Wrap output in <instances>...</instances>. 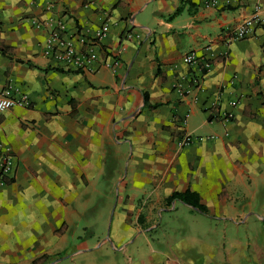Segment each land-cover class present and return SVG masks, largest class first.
Returning <instances> with one entry per match:
<instances>
[{
	"label": "crops",
	"instance_id": "obj_1",
	"mask_svg": "<svg viewBox=\"0 0 264 264\" xmlns=\"http://www.w3.org/2000/svg\"><path fill=\"white\" fill-rule=\"evenodd\" d=\"M58 20L98 54L88 70L43 54ZM0 45V87L30 103L0 115V264H264V0H0ZM189 51L211 68L181 95ZM187 190L204 210L167 201ZM96 201L108 227L91 243L96 219L78 221Z\"/></svg>",
	"mask_w": 264,
	"mask_h": 264
},
{
	"label": "built area",
	"instance_id": "obj_2",
	"mask_svg": "<svg viewBox=\"0 0 264 264\" xmlns=\"http://www.w3.org/2000/svg\"><path fill=\"white\" fill-rule=\"evenodd\" d=\"M257 16L245 19L238 25L230 34L229 40L243 39L249 35L253 25L258 22ZM33 24L41 27L42 23L33 20ZM64 23L61 20L56 21L55 25L50 29L44 41L43 54L59 63L66 70L83 71L88 70L91 63L98 59V54L89 50L86 53H81L75 47V42L72 38H67L63 35ZM108 24H103L96 33V39L101 41L105 38L108 32ZM132 36L131 34L128 37ZM138 36V35H137ZM79 41H84L80 38ZM226 54V52H224ZM184 65L188 67L185 74L177 77L173 82V89L179 94L184 95L190 93L193 89L200 86V80L204 73L211 68V62L207 58L199 57L195 52L189 51L182 57ZM106 67H111L112 64H117V60L104 62ZM29 99L27 95L19 88L10 84L0 87V115L14 107H28ZM235 106L236 102H231ZM231 112H223L222 118L225 120L231 119ZM195 138L191 134L184 133L178 137L176 144L178 147H184L191 144ZM14 168V156L9 147L0 148V186L4 185L5 179L12 175Z\"/></svg>",
	"mask_w": 264,
	"mask_h": 264
},
{
	"label": "rangeland",
	"instance_id": "obj_3",
	"mask_svg": "<svg viewBox=\"0 0 264 264\" xmlns=\"http://www.w3.org/2000/svg\"><path fill=\"white\" fill-rule=\"evenodd\" d=\"M124 165H125V163H124ZM107 180H109V179H107L106 177L102 178V185H101L102 186V188H101V192H102L101 197L102 198H105L104 189H108L110 187L109 186L110 183H109V181L107 182ZM105 199H107V198H105ZM98 202H99V200H98ZM98 202L96 201L95 206H93L91 209L87 210V212L85 214V217L83 216L82 218H79L80 221H78V222H81V223H85L86 219L88 221H92L93 219H96V222H97L98 225H97V227L95 229H93L92 231L89 230V229H86L84 231L80 230V234H82L81 236L83 238H85L88 242H91V243L97 239V237L99 236V233H100L99 230L102 227H104L103 230L107 229V227H108V221H106V223H105L104 220H100L102 215L106 212V209H104L105 208V204L103 203V205L101 206ZM71 241H72V238H71Z\"/></svg>",
	"mask_w": 264,
	"mask_h": 264
},
{
	"label": "trees",
	"instance_id": "obj_4",
	"mask_svg": "<svg viewBox=\"0 0 264 264\" xmlns=\"http://www.w3.org/2000/svg\"><path fill=\"white\" fill-rule=\"evenodd\" d=\"M181 11V8H177V10L175 11V13L173 15H176L178 14L179 12ZM0 52L2 54H5V55H10V52H9V48L6 47V46H1L0 45ZM69 71V70H67ZM71 71V70H70ZM75 72H78V71H75ZM213 118V115L209 114L208 115V119L211 120ZM181 136V134H180ZM178 136V137H180ZM11 181V178H6L5 179V182L8 183ZM173 198H177V199H180L181 201L185 202V203H188L192 206H195V207H198L199 209L201 210H204V207L202 205L199 204L198 202V199H194L193 198V193H191L190 191H185L184 193H178V192H175L173 194H171L168 198H167V201H170L171 199Z\"/></svg>",
	"mask_w": 264,
	"mask_h": 264
}]
</instances>
